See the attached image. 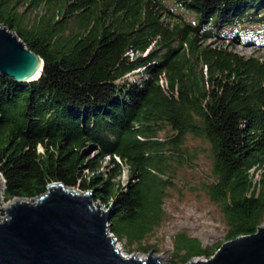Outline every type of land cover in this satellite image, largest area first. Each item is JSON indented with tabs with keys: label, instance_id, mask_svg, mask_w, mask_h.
Returning <instances> with one entry per match:
<instances>
[{
	"label": "trees",
	"instance_id": "16d2710c",
	"mask_svg": "<svg viewBox=\"0 0 264 264\" xmlns=\"http://www.w3.org/2000/svg\"><path fill=\"white\" fill-rule=\"evenodd\" d=\"M174 2L193 19L162 0H0V25L43 60L28 82L0 74L3 202L51 182L89 190L110 208L109 231L147 251L165 190L199 140L225 239L262 224L264 55L237 52L238 33L214 38L222 26L264 25V0ZM221 243L177 234L172 255L208 258Z\"/></svg>",
	"mask_w": 264,
	"mask_h": 264
},
{
	"label": "water",
	"instance_id": "95a60500",
	"mask_svg": "<svg viewBox=\"0 0 264 264\" xmlns=\"http://www.w3.org/2000/svg\"><path fill=\"white\" fill-rule=\"evenodd\" d=\"M42 64L14 32L0 25L1 75L28 82L40 75ZM2 211L0 264H162L151 250L143 258L119 252L107 225L110 208L95 205L89 190L80 193L51 182L45 193L14 198ZM183 264H264V225L222 242L207 260Z\"/></svg>",
	"mask_w": 264,
	"mask_h": 264
},
{
	"label": "rangeland",
	"instance_id": "374dc122",
	"mask_svg": "<svg viewBox=\"0 0 264 264\" xmlns=\"http://www.w3.org/2000/svg\"><path fill=\"white\" fill-rule=\"evenodd\" d=\"M166 6L174 8L176 12H182L184 17L193 19L192 14L178 7L174 0H162ZM238 33L240 42L233 48L243 54L251 56L264 55V25H253L250 23H238L233 26H222L218 31V36L214 39L222 41ZM209 40V39H207ZM205 40L207 43L208 41ZM228 45V42H225ZM215 44V43H214ZM140 73L130 74V78H138ZM162 135V133H161ZM195 144L199 151L197 157L193 160L191 167H183L174 177V185L165 190L162 198V211L164 212L162 220L157 227L146 235L142 241L143 245H150L149 250H143L136 244L127 246L124 239L116 238L115 245L121 250V254L132 255L134 257H145L148 251L160 259L162 264H183L177 257L172 255L173 241L177 234H185L189 237H195L202 247L212 246L213 243L226 241V224L222 221V213L214 202L205 193V183L213 179L211 173V161L209 151L204 142L199 140L190 141L189 144ZM92 150L88 153L90 154ZM106 158L103 160L104 163ZM259 173L253 175L252 181L259 179ZM121 180L125 182V170L120 175ZM1 182V176H0ZM260 184V190L262 191ZM2 182L0 183V217L4 215L2 207L5 202L2 201L1 194ZM70 188V187H67ZM80 191L76 187H72ZM70 188V189H72ZM264 193V192H263ZM102 208V203L94 201ZM105 209H108L106 207ZM264 219V217H263ZM264 225V220L262 222ZM196 259L207 260L203 256ZM193 258V259H195Z\"/></svg>",
	"mask_w": 264,
	"mask_h": 264
},
{
	"label": "bare ground",
	"instance_id": "6f19581e",
	"mask_svg": "<svg viewBox=\"0 0 264 264\" xmlns=\"http://www.w3.org/2000/svg\"><path fill=\"white\" fill-rule=\"evenodd\" d=\"M1 183V182H0ZM115 241H116V239L114 240V244H115ZM116 246V245H115ZM117 248V247H116ZM117 249H119V248H117ZM119 252H121V250L119 249ZM123 255V254H122Z\"/></svg>",
	"mask_w": 264,
	"mask_h": 264
},
{
	"label": "built area",
	"instance_id": "2783aa9c",
	"mask_svg": "<svg viewBox=\"0 0 264 264\" xmlns=\"http://www.w3.org/2000/svg\"><path fill=\"white\" fill-rule=\"evenodd\" d=\"M114 237V236H113ZM116 239V237H114V240Z\"/></svg>",
	"mask_w": 264,
	"mask_h": 264
},
{
	"label": "clouds",
	"instance_id": "9594fccd",
	"mask_svg": "<svg viewBox=\"0 0 264 264\" xmlns=\"http://www.w3.org/2000/svg\"><path fill=\"white\" fill-rule=\"evenodd\" d=\"M236 45V44H235ZM92 202H94V201H92ZM106 208V207H105ZM114 236V235H113ZM115 237V236H114Z\"/></svg>",
	"mask_w": 264,
	"mask_h": 264
}]
</instances>
